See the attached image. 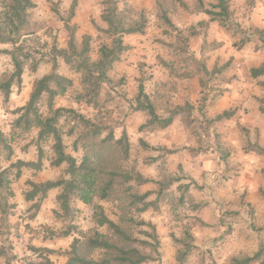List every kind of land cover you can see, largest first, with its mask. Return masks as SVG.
<instances>
[{"label": "clouds", "instance_id": "9594fccd", "mask_svg": "<svg viewBox=\"0 0 264 264\" xmlns=\"http://www.w3.org/2000/svg\"><path fill=\"white\" fill-rule=\"evenodd\" d=\"M0 264H264V0H0Z\"/></svg>", "mask_w": 264, "mask_h": 264}]
</instances>
